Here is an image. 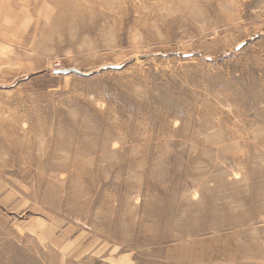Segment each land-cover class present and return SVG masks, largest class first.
<instances>
[{"label": "rangeland", "instance_id": "rangeland-1", "mask_svg": "<svg viewBox=\"0 0 264 264\" xmlns=\"http://www.w3.org/2000/svg\"><path fill=\"white\" fill-rule=\"evenodd\" d=\"M0 264H264V0H0Z\"/></svg>", "mask_w": 264, "mask_h": 264}, {"label": "water", "instance_id": "water-1", "mask_svg": "<svg viewBox=\"0 0 264 264\" xmlns=\"http://www.w3.org/2000/svg\"><path fill=\"white\" fill-rule=\"evenodd\" d=\"M53 73L55 75H69V74H75V75H85V73L74 69V68H70V69H61V70H54Z\"/></svg>", "mask_w": 264, "mask_h": 264}]
</instances>
